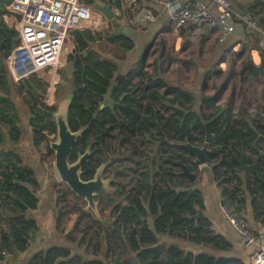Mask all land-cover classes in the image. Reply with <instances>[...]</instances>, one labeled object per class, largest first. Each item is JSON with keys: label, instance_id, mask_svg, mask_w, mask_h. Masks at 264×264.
I'll list each match as a JSON object with an SVG mask.
<instances>
[{"label": "trees", "instance_id": "trees-1", "mask_svg": "<svg viewBox=\"0 0 264 264\" xmlns=\"http://www.w3.org/2000/svg\"><path fill=\"white\" fill-rule=\"evenodd\" d=\"M10 2L11 0H0V104L5 105L4 108L0 107V147L5 143L3 126L7 127L10 138L8 149L0 150V157L3 156V162L0 161V211L8 209L13 214L7 217V220L1 221L0 218V222L6 223L7 228L5 232L0 226V245L4 246L7 255L11 254L13 249L25 252L30 245L31 235L37 230V224L20 216L24 215V206L32 211L37 209L39 204L37 192L40 188L33 170L26 167L21 157L15 154L16 146L23 140V133L14 103L18 89L10 80L12 77L6 64V58L18 45L17 34L3 20ZM81 2L90 7L98 2L103 5L110 3L113 8L119 10L122 9L123 3L122 0ZM143 6L152 9L149 5ZM252 7L253 10L259 9L258 12L255 14L251 9L248 12L257 27L264 32V0L252 4ZM127 26L136 35L141 31L129 23ZM112 32L113 29L109 26L101 34L91 30H78L74 34L77 48L69 57L73 65L71 75L73 100L69 108L68 124L74 133L84 128L86 133L74 144L70 161L77 160V154L86 147L87 138L93 142L94 147L102 146L104 152L111 151L112 134L115 128L119 127L124 141L131 143L132 137L140 135L143 144H153L157 148L161 166L158 170L147 166L146 178L145 173L138 178L137 185L143 188L148 182L150 186L143 200L139 195H131L127 199L128 206L120 211L117 219L122 225V233L112 230L105 233L92 227L83 228L81 244L92 246L96 253H100L104 242L117 246L119 240L127 241L133 251L144 248L137 257L139 264H245L235 258L207 254L195 256L178 246L161 245L156 234H170L173 237H180L187 243L211 247L215 251L228 250V243L212 232L208 221L196 219L199 212L204 209L200 192L195 191L191 194L185 192L191 189V185L186 186L187 178L180 172L185 168L189 173L195 174L198 169L194 164L196 157L185 150L174 148L172 151L169 144L176 141L202 147L207 137H215V142L209 147L208 164L213 166L214 178L221 188L223 198L237 212L244 204L238 185L241 183L239 175L242 173L240 163L242 158L245 171L250 176L247 183L248 191L257 197L264 195V152L261 154L257 149L260 143L264 144V116L260 118L253 115L248 118L242 112L238 118L230 109L218 106L217 98L207 99L204 103L214 111L212 114L207 115L203 108L200 112L193 110V94L184 87L173 86L162 79L164 69L159 67L157 64L159 62H156L152 75L145 73L144 70L139 72L138 68L120 75L119 66L101 55L102 52L97 49V42L105 39L107 43L116 45L120 50L131 52L135 48L136 35L134 38L124 35L112 36ZM245 38L246 42L241 44V52L250 53L257 50L262 62L257 68L249 57L248 62L243 63L241 76L247 80L250 76L264 77V48L260 45L263 36L250 29L246 31ZM147 54L148 50L144 57ZM142 67L143 60L139 68ZM135 77H139L137 84L134 83ZM32 81L36 80L27 81L31 88ZM157 82L165 85L168 98L158 91ZM36 84L39 92L31 91L29 94L43 97L45 95L43 85L39 82ZM155 102L166 104L165 108L173 112L172 116L165 118L156 109L153 104ZM28 108L34 143L39 151L40 143L47 140L44 131L57 138L54 114L58 105L47 106L41 100L35 99L28 103ZM154 131H157V134H154ZM112 154L116 156L114 152ZM46 155H53L50 146L47 147ZM42 156L43 153L40 154V157ZM178 183L181 185L180 188ZM122 197L123 195L120 196ZM106 200L104 204L110 208L117 202L112 197H107ZM61 201L65 202V198ZM143 201L148 203L154 231L142 220L147 213ZM253 202L256 211L261 214L263 204L257 198H254ZM121 206L119 204L115 211L120 210ZM81 220L80 217L74 230L78 229ZM70 255L71 252L67 249L52 248L36 255L30 264H58L64 260L67 264L80 262L103 264L99 261L86 262L78 257L70 258Z\"/></svg>", "mask_w": 264, "mask_h": 264}, {"label": "crops", "instance_id": "crops-1", "mask_svg": "<svg viewBox=\"0 0 264 264\" xmlns=\"http://www.w3.org/2000/svg\"><path fill=\"white\" fill-rule=\"evenodd\" d=\"M188 1L190 0H182L181 3L186 4ZM202 1L204 2L205 5L211 7L214 11H216V8L213 6L211 0H202ZM230 2L232 4V8L235 13L232 22L233 33L231 34V36L224 43H220L217 40V32L214 29H211L209 27H203V28L201 27L203 29L201 32H199L200 29L197 28L185 29L184 32L183 31L181 32V37L179 38V40L193 41V45L194 47H197V50L193 54V58L181 59L182 63L184 64L183 67L184 70H182L181 75L180 73H176L175 77L172 76L170 77V73L164 69V74L161 77L162 79H164L166 82H168L173 86L184 87L185 89L190 91L194 96L193 102H196V100L199 97H201V95L204 94L206 90H208V87L210 85L209 80L211 78H215L218 76L229 77L236 73H239L241 76V72L243 70V63L248 62L249 58L247 57L250 58L252 57L251 52L250 53L241 52V44L246 42V38H245L246 31L250 29L247 28L240 21L239 18L249 13L248 11L250 9L252 10V12L256 14L259 9L253 10L252 4L258 3L259 0H230ZM152 10L157 16L156 23L151 24L146 28L134 27L141 31L137 33L134 39L135 48L133 51L125 52L120 50L116 45L110 44L111 46H113L112 47L113 49L121 52L120 56H118L116 52H114L115 50L112 49L109 50L108 52H102L101 54L105 59H109L119 66L120 75H124L127 71L133 68H138L139 72L141 70H144V66H145L144 63L142 69H140L139 67L141 65L142 60L144 59L145 56L144 54L147 52V50L149 51L150 48H153L154 46L153 40L155 39L154 37L158 34H164L172 30L171 24L169 22L168 13L165 10H162L161 8L158 7H152ZM118 20L123 25L128 24L126 15L122 16L121 14V16L118 17ZM190 29H196V33H195L197 35L196 38L188 37L187 34L190 31ZM104 30L105 29H103L102 32L99 33H103ZM97 44L100 45L99 42H97ZM260 45L264 48V36L260 42ZM253 52L256 62H253V60L252 62L257 68H259L262 62L261 56L257 50H253ZM148 55L146 56V59H144L145 63L149 58ZM245 56H247L246 60H244ZM240 62L242 63L241 65ZM178 63H176V65H178ZM157 64H159V67H161L160 63ZM145 71L147 70L145 69ZM257 77L259 79H264V77L261 76H257ZM10 80L14 83L15 86L19 85L16 84L13 81V79ZM189 82H192V84H189ZM214 95L215 93L212 94L211 96L210 95L205 96L203 99L207 101V99H211V98H217V99L220 98V96L216 97ZM15 97H17V93L15 94ZM262 102L263 104H257V105L263 108L264 110V100H262ZM255 105L256 104H251V107H247L241 104V108H242L241 110L245 115H247L246 114L247 111L248 113H256L257 111L254 108ZM0 107L4 108L5 105L0 104ZM192 107L193 110H198L199 106L197 104H193ZM222 107L224 109H229L228 104H224L222 105ZM17 110L21 120L20 127L23 133V140L19 145L16 146L15 154L21 157L26 167L33 170L40 184L39 191L37 192V196L39 198V204L37 209L33 211L27 209V211L24 212L25 219L33 220L36 222L37 230L35 231L34 239L32 238L31 235L30 245L25 252H19L13 249L11 251V254L9 253L8 255L6 254V257L0 260V264H30V262L33 260V258L36 255L45 253L47 250L52 248L67 249L71 252L70 258L78 257L86 262L99 261L102 262L103 264H109V263L116 264V261L118 260L119 264H139L137 257L144 248H142L140 251H133L131 247L128 245L127 241L119 240L117 246L114 244L109 245L107 242H104L101 247V252L96 253L92 249V246L89 247L86 244H81L82 233H84L83 228H80L83 231H79L78 229L79 237L71 240L72 231L78 219L80 217L82 218V215H78L77 219L74 218L68 220V219H62L61 215L55 214L56 203L54 201L56 200V192L54 191V187L52 185H54V181H57L56 180L57 173L52 174L48 177L47 176L43 177V175L41 174L42 173L40 171L41 157H40V153L36 150L34 146L35 143L33 137V130L31 128V132H30L31 134L28 137H26V134L24 132L26 127L22 125L23 117L20 114L18 108ZM260 113H262V111ZM247 116L249 118V115ZM7 131H8L7 127L3 126L5 143L0 147V150H7L8 147L10 146V138L8 136ZM257 149L261 154H263L264 144L260 143ZM2 158L3 156L0 157L1 162H3ZM4 165L6 164L4 163ZM208 166L210 167L209 171L206 172L202 169V167H198L195 173V176L197 178V192H200L203 200L204 209L202 210V213L204 217L202 219L208 221L211 224L210 228L216 236H221L228 243L229 245L228 250L215 251L211 247L187 243L180 237H173L170 234H163V235L156 234V236L161 245L164 244V245L178 246L183 248L188 253H193L195 256L201 254H207L210 256L221 257V258H235L241 260L245 264H251L250 259L253 252L255 251V248H250V249L245 248L242 245L241 240L239 239L235 230L231 227L229 222L223 216L221 212V204L222 201L226 199L223 198L221 188L218 186L217 181H215L213 166H210L209 164ZM245 170L244 171L242 170V173H240L239 176L241 178V183L238 184L242 195L241 197L244 199V204L241 208H238V210H240L241 212L239 211L237 212L242 218L248 220L254 236L256 237L258 242L264 247V195H260L259 197H257L256 195L250 194V192L247 189V183L249 182L250 176L246 173ZM187 181H188L187 184L191 185L192 188L193 184L188 179ZM57 198L60 202L59 199L60 197L58 196ZM254 198H257L263 204L261 214H259L256 211L253 202ZM12 215L13 214L9 212L8 209L4 211L3 210L0 211L1 221L2 219L7 220V217ZM63 220H68V221L66 222ZM153 223L154 222L151 216L149 215L148 225L152 231H154ZM0 226L6 232L7 229L6 223L0 222ZM11 242H13L12 239ZM1 247L2 246L0 245V251L4 250L5 252V249H1ZM124 257L126 260H123ZM58 264H67V263L64 260L59 262ZM79 264L82 263L80 262Z\"/></svg>", "mask_w": 264, "mask_h": 264}, {"label": "built area", "instance_id": "built-area-1", "mask_svg": "<svg viewBox=\"0 0 264 264\" xmlns=\"http://www.w3.org/2000/svg\"><path fill=\"white\" fill-rule=\"evenodd\" d=\"M182 0H122V9L113 8L117 19L124 15L132 27L146 28L156 23L157 16L150 8L165 10L174 32L180 33L189 28L209 27L217 32V40L224 43L233 33L234 11L230 0H211L214 11L202 0H190L186 4ZM3 19L9 24L18 37V45L6 59L11 77L16 84L29 80L43 81L48 84V106L56 104L55 86L58 73L67 57L73 55L77 42L75 32L83 27L92 17V8L81 0H11ZM240 21L249 29L264 36L257 27L251 14L241 16ZM10 22V23H9ZM108 24L99 13L94 18V25ZM251 58L255 61L254 52ZM50 94L52 100L50 101ZM221 212L237 233L245 248H255L251 264H264V247L254 236L248 220L227 202L221 204ZM6 252L0 251L1 258Z\"/></svg>", "mask_w": 264, "mask_h": 264}, {"label": "rangeland", "instance_id": "rangeland-1", "mask_svg": "<svg viewBox=\"0 0 264 264\" xmlns=\"http://www.w3.org/2000/svg\"><path fill=\"white\" fill-rule=\"evenodd\" d=\"M97 5L102 6L101 2H98ZM92 8V17H90L89 22L85 24L83 27H85L83 30H91L95 33L101 34L99 32H102L104 28V25L101 26L100 24L94 25V18L97 17L99 12L94 10L93 6ZM4 20V19H3ZM5 24L13 29L9 24ZM10 23V22H9ZM203 28V27H202ZM200 29L199 32H201L203 29ZM14 31V30H13ZM196 29H190L188 32V37H194L196 38L197 35ZM104 35L101 37L103 39ZM181 37V32L176 33L174 32L173 28L170 32L164 33V34H158L153 39L154 46L150 51L149 60L147 59V62H144V72L147 74H154L155 70V64L156 61H159L160 66L162 69H165L170 73V77H175L176 73L182 74V70L184 67V64L182 63V58H193V54L197 50V47H194L193 41L189 40H183L180 41L179 38ZM98 50L100 52H108L109 50H115L113 49L109 43L106 42V40H99ZM183 50V51H182ZM116 54L120 56L121 52L115 50ZM70 57V56H69ZM69 57L65 59L63 62V66L60 68L58 73V83L55 86V100L56 104L59 105L60 102L66 99L68 94H71L73 91L72 83H71V75L73 74V65L71 64V61L69 60ZM244 57V60H246L247 57ZM8 58V57H7ZM6 58V59H7ZM256 60V59H255ZM7 61V60H6ZM179 62V63H178ZM178 63V65H176ZM242 63L240 62V65ZM145 69L147 71H145ZM36 80V79H35ZM137 80V81H136ZM31 81V80H30ZM147 79H145L146 83ZM27 82V81H26ZM41 83L43 85V91L45 92V95L43 97L38 96H32L29 94V92L38 91L39 88L36 83ZM139 82V77H135L134 83L137 84ZM33 87L31 88L28 83H21L19 85H16L18 92L17 97L14 96V101L19 109L20 114L23 117L22 125L26 127L24 130L26 137H28L31 133V127H30V120H29V112H28V103L30 101H34L35 99L41 100L42 103L48 106L47 104V96L49 94V87L46 82L43 81H32ZM209 87L208 90L204 92V94L199 97L196 102H193V104H197L198 110L200 112V109L203 108L204 112H206L207 115L212 114L214 111L211 108H208L206 104H204L206 100L203 98L205 96H211L215 93L214 96L218 98L217 102L219 106H222L224 104H228L229 109L232 111V113L237 116L238 118L242 114V108L241 104L247 107H251V104H256L254 106L256 113H248L246 112L249 117L253 116L254 114L258 117H263L264 110L263 108L259 107L257 104H263L262 100H264V79H259L257 76H250L249 80L244 79L243 76H240L239 73L233 74L231 76L227 77H215L211 78L209 80ZM189 84H192V82H189ZM204 85V84H203ZM158 91L165 97L168 98L167 95V89L165 85L157 82L156 85ZM59 88V90H58ZM39 92V91H38ZM41 92V91H40ZM142 93H139L141 95ZM39 95V94H38ZM52 100V94H50V101ZM156 107V109L166 118H169L172 116L173 112L171 110H167L164 105H162L159 102L153 103ZM262 111V113H260ZM155 132V131H154ZM156 133V132H155ZM44 135L46 136L47 140L40 143L39 151L36 150L41 154L43 153V156L40 159V171L41 174L44 176H50L52 174H55L56 171L54 169V154L53 155H46L47 154V147L50 145V142H54L56 140V137L53 134H50L47 131H44ZM121 130L119 128H115L112 134V139L110 141V146L112 151L115 150V152L118 153L119 156H121L122 162L119 164L123 165L124 167L128 166L129 164L136 169L138 172L134 173L135 179L138 178L137 174L144 169L145 166H151L154 170H157L159 166H161L160 157L158 156L157 148L151 144L146 143L143 144L141 141V137H134L130 142H124L122 145H120L121 142ZM134 143V144H133ZM172 143H176L172 142ZM132 145V146H131ZM136 149H134V147ZM120 147V149H119ZM172 146H170L171 148ZM174 147V146H173ZM171 148L173 151L174 148ZM111 154V153H109ZM131 158L130 161H123L124 158ZM174 158V157H173ZM117 161V159H116ZM57 181H54V191L56 192V200L54 201L56 203L55 207V214L61 215L62 219H77L78 215H82V221L78 225V229L80 228H89L88 226L92 227L93 225V218H91L90 215H85L84 209L86 208V204L84 201L76 199L74 195L71 194L69 187L61 182L58 175L56 178ZM188 185V184H187ZM115 195L112 193L111 196ZM60 197V202L57 197ZM41 197V196H40ZM42 198V197H41ZM62 198H65V202H61ZM115 198V197H112ZM58 201V202H56ZM145 208L147 210L148 205L145 204ZM100 209V215L103 218V220H109L111 218L110 210L106 211L103 210V208ZM102 210V211H101ZM84 214V215H83ZM91 215H93L90 212ZM88 216V217H87ZM147 219H149V215H146ZM63 220V221H68ZM151 224V223H150ZM78 229L72 231L71 234V240L76 239L79 237ZM109 230V229H108ZM107 229L104 231L105 233L108 231ZM122 260V259H121ZM123 260H126L125 257Z\"/></svg>", "mask_w": 264, "mask_h": 264}, {"label": "water", "instance_id": "water-1", "mask_svg": "<svg viewBox=\"0 0 264 264\" xmlns=\"http://www.w3.org/2000/svg\"><path fill=\"white\" fill-rule=\"evenodd\" d=\"M93 8L97 12L101 13L108 22V24L105 25L104 28H108L109 26L112 27V36L124 35L130 38L135 37L136 33L132 31L129 26L123 25L117 19V16L110 3L102 6L95 4ZM72 100L73 94H68L66 99L60 102L57 112L54 114V119L57 126V138L54 142H50L49 145L55 158L54 169L61 182L65 183L78 199H83L87 203V207L84 210L86 212H92L96 219H100L98 202L96 201L98 197V191L103 188L109 189L110 182L103 180L102 172L104 166H102L98 170L93 180L88 182H84L82 180V169L87 162L89 150H87L85 155L79 156L77 161H75L74 163L70 162V156L73 150V146L75 143H77L78 139L85 131L84 129H82L74 133L69 127L68 113ZM214 142L215 137H207L205 144L202 147L194 146L191 143L176 144L175 147L185 150L190 155L195 156L196 159L194 161V164L197 167H202V169L207 172L210 170L207 160V156L210 153L209 146ZM240 163L242 166V170L244 171V158H242ZM182 174L193 184L192 188L185 192L191 194L197 191V178L195 174L189 173V171H187V169L185 168H183ZM225 202L226 200H223L222 204H224ZM24 210L27 211V208L25 206ZM238 211L241 212L240 210ZM20 217L23 219L25 218L24 215H21ZM203 217V213L199 212V214L196 216V219H202ZM10 235L12 234L10 233ZM32 238H35V232L32 233ZM1 249H4V246H2ZM116 264H119L118 260L116 261Z\"/></svg>", "mask_w": 264, "mask_h": 264}, {"label": "flooded vegetation", "instance_id": "flooded-vegetation-1", "mask_svg": "<svg viewBox=\"0 0 264 264\" xmlns=\"http://www.w3.org/2000/svg\"><path fill=\"white\" fill-rule=\"evenodd\" d=\"M151 49L152 48L149 49L148 54L150 53ZM115 105H117V104H115ZM162 105H164V107L166 106V104H162ZM121 107L122 106H120V108ZM117 128H119V127H117ZM84 130L85 131L80 138H82L84 136V134L86 133V128H84ZM155 132H153V133L157 134V131H155ZM136 137H140V135H137ZM132 138H134V137H132ZM132 138H131V140H132ZM121 142L122 143L120 145H122L124 142H130V141H124L123 137L121 136ZM176 144H181V143H179V142L172 143L171 142L169 145L172 147L174 146L173 148H175V150H181L182 151V149L175 147ZM93 147H94L93 142H91L87 138L85 149L77 154V159H78L79 156L85 155L87 150H89V156L87 157V162L85 163V165L82 169V171H83L82 178H84L83 181L88 182V181L93 180L96 173L98 172V170L102 166H104V169L102 172V177H103L104 181H109L110 184H109V189L103 188V189L98 191V197H97L96 201L98 202V211H99L100 219H98V218L96 219V217L94 215H90L89 214L90 212L88 213V212H85V210H84L85 215H90L91 218H93V222H94L93 223L94 226H92L93 229H96L98 231H103V232L106 229L107 230L109 229L108 231L112 230V231H116L117 233H122V225L120 222L119 223L117 222V219L120 215V211H123L124 208L128 206L127 199L130 198L131 195H139L140 199L143 200L144 196L148 192V187L150 186V183L146 182L145 186L143 188L141 185H139V184L137 185V180L140 176H142L143 173H145V178H146V176H147L146 172L148 171V169L146 168L147 166H145L144 169H142L137 174L138 178L135 179L134 173H137L138 171L136 169H134L130 164L126 167L119 164L120 162H122V160H121L122 158H121V156L118 155L117 152H115V150L114 151L111 150L109 152H104V149L102 146L100 148H96V147L93 148ZM119 149H120V147H119ZM112 152H114L116 154V156L114 154H112ZM109 153H111V154H109ZM116 159H117V161H116ZM130 159L131 158L127 157V158H124L123 161H130ZM70 162L74 163L75 161H70ZM177 170H179L178 167H177ZM182 172H183V170L180 172L181 175H183ZM142 180H143V177H142ZM178 186H179V188L181 187L180 183H178ZM70 192H71V190H70ZM112 193H114L115 195L111 196ZM71 194L74 195L72 192H71ZM121 195H123L122 198H120ZM107 197H115V200H117V202H116L114 207L110 208V207L106 206V204H104L105 203L104 201H107L106 200ZM76 199H78V198L76 197ZM79 200L84 201L83 199H79ZM84 203L86 204V207H87V203L85 201H84ZM119 204L122 205L120 210L115 211V208ZM145 204L148 205V203L143 201L144 208H145ZM101 207L103 208V210H106V211L110 210L109 216L111 215V218H109V220H107V219L103 220V218L101 217L100 209H99ZM145 210H146V208H145ZM146 211H147L146 215H150L148 212V208ZM146 215L142 218V220L144 222H146L148 225L149 219L146 218L147 217ZM88 227H90V226H88Z\"/></svg>", "mask_w": 264, "mask_h": 264}, {"label": "bare ground", "instance_id": "bare-ground-1", "mask_svg": "<svg viewBox=\"0 0 264 264\" xmlns=\"http://www.w3.org/2000/svg\"><path fill=\"white\" fill-rule=\"evenodd\" d=\"M256 58H258V57H256Z\"/></svg>", "mask_w": 264, "mask_h": 264}]
</instances>
